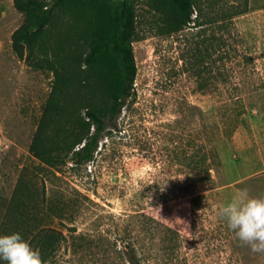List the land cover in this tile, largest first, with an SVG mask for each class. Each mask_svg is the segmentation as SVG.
Wrapping results in <instances>:
<instances>
[{"label":"rangeland","instance_id":"rangeland-1","mask_svg":"<svg viewBox=\"0 0 264 264\" xmlns=\"http://www.w3.org/2000/svg\"><path fill=\"white\" fill-rule=\"evenodd\" d=\"M134 3L132 95L93 159L53 175L28 150L53 74L13 50L24 14L0 0V208L21 172L44 181L62 234L48 264H264L217 214L237 189L264 196V0H194L178 30L163 0ZM60 20L84 52L85 26Z\"/></svg>","mask_w":264,"mask_h":264},{"label":"trees","instance_id":"trees-1","mask_svg":"<svg viewBox=\"0 0 264 264\" xmlns=\"http://www.w3.org/2000/svg\"><path fill=\"white\" fill-rule=\"evenodd\" d=\"M175 29L193 21L194 0H163ZM24 21L12 34V47L34 67L53 74L29 152L59 171L67 162L78 165L93 159L105 128L114 123L132 95L136 76L132 40L134 0H13ZM68 14L84 25L85 50L65 52L55 28ZM83 26V27H84ZM212 45V39H211ZM103 93L106 99L100 97ZM83 111V114H82ZM211 156L194 162L209 176ZM44 181L33 188L20 173L11 195L0 208V234L20 232L48 264L62 234L43 224L56 214ZM6 264V262H0Z\"/></svg>","mask_w":264,"mask_h":264},{"label":"clouds","instance_id":"clouds-1","mask_svg":"<svg viewBox=\"0 0 264 264\" xmlns=\"http://www.w3.org/2000/svg\"><path fill=\"white\" fill-rule=\"evenodd\" d=\"M217 214L253 253L264 254V196H251L247 189H237L218 208ZM0 262L45 264L39 250L34 249L20 232L0 234Z\"/></svg>","mask_w":264,"mask_h":264}]
</instances>
